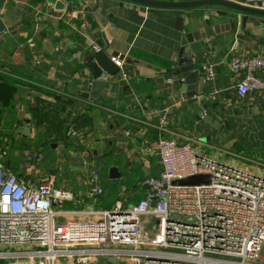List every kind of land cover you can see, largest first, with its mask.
<instances>
[{
  "label": "crops",
  "instance_id": "obj_1",
  "mask_svg": "<svg viewBox=\"0 0 264 264\" xmlns=\"http://www.w3.org/2000/svg\"><path fill=\"white\" fill-rule=\"evenodd\" d=\"M58 1L63 9L47 0H0L7 26L0 33L3 163L32 187L49 183L72 194L54 205L56 223L97 220L92 213L137 204L147 191L143 180L162 171L163 138L192 144L205 161L264 173L251 163L264 165V97L238 96L244 74L231 69L234 59L264 58L262 20L221 7L174 11L122 0ZM101 55L108 67L111 58L124 62L93 99L97 78L89 65ZM179 62L195 64L194 83L176 80ZM203 65L215 66L212 82ZM255 74L264 81V71ZM193 93L210 122L189 103ZM30 154L41 160L31 163ZM93 171L104 190L98 198L90 195Z\"/></svg>",
  "mask_w": 264,
  "mask_h": 264
},
{
  "label": "built area",
  "instance_id": "obj_2",
  "mask_svg": "<svg viewBox=\"0 0 264 264\" xmlns=\"http://www.w3.org/2000/svg\"><path fill=\"white\" fill-rule=\"evenodd\" d=\"M245 5L264 11V0ZM112 61L122 68L120 57ZM231 69L244 74L238 96L264 97V81L255 74L264 71V58L234 59ZM201 72L206 81L215 79L214 65H203ZM168 126L162 122L166 133ZM158 154L162 171L143 180L147 191L137 204L92 213L97 220L58 224L53 207L72 194L49 183L32 187L10 172L0 136V264H104L109 258L133 264H264V173L205 161L192 144L172 139L159 141ZM27 157L31 163L41 160L37 154ZM200 174L204 184H181ZM98 180V172H91L93 198L103 195Z\"/></svg>",
  "mask_w": 264,
  "mask_h": 264
},
{
  "label": "water",
  "instance_id": "obj_3",
  "mask_svg": "<svg viewBox=\"0 0 264 264\" xmlns=\"http://www.w3.org/2000/svg\"><path fill=\"white\" fill-rule=\"evenodd\" d=\"M49 3L53 4L56 9H63L64 3L59 2L58 0H47ZM65 2H74L77 0H63ZM87 1V0H85ZM124 2L133 4L135 6L145 7V8H152V9H161V10H174V11H193L201 8H210V7H221L230 9L232 11H235L241 15L256 18L259 20H262L264 23V11L251 8L247 5H245V0H184V1H173V2H163V1H156V0H122ZM246 20H244L245 22ZM176 25L177 29L181 30L183 25V18L177 17L176 19ZM7 30V26L5 24V21L3 18L0 17V33L5 32ZM101 54V53H100ZM94 55V54H92ZM104 56H97L94 59L90 61V68L93 70L97 81L94 87V96L93 99L97 98L99 94H104L106 91V85L110 78L114 77L116 74L120 72V68L115 65V63L112 61V58L110 59L112 66L108 67V65H102L100 63V60ZM120 60L124 59L120 56ZM186 64V63H185ZM107 66V68H106ZM178 69L180 71L179 76L176 78V80H180L181 78L184 81V84L190 85L195 82V76H194V69L195 64H190L189 66L182 65V63L178 64ZM104 91V92H103ZM197 93V92H196ZM196 93L191 94L190 96L193 97L189 103L192 104L195 108V112L199 118L202 119V122L208 123L210 120H208L207 116L205 115V106L203 108H199L198 103L201 100H197L195 97H197ZM98 95V96H96ZM102 103V102H101ZM199 108V109H198ZM77 159V165L82 167V158L81 155L76 156ZM216 163L217 162H212ZM78 169V168H76ZM78 170H84L83 168H79ZM118 177L121 175L118 173L116 169H113ZM113 170H110L113 172ZM205 176L200 174L195 177L189 178L185 181H182L181 184L194 186V185H201L204 184ZM116 258H109L105 264H117Z\"/></svg>",
  "mask_w": 264,
  "mask_h": 264
},
{
  "label": "snow or ice",
  "instance_id": "obj_4",
  "mask_svg": "<svg viewBox=\"0 0 264 264\" xmlns=\"http://www.w3.org/2000/svg\"><path fill=\"white\" fill-rule=\"evenodd\" d=\"M4 199L7 200V197H5Z\"/></svg>",
  "mask_w": 264,
  "mask_h": 264
}]
</instances>
